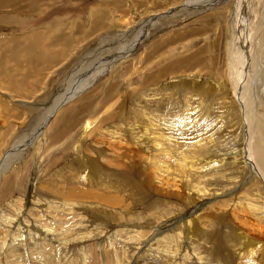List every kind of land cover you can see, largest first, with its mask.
I'll return each mask as SVG.
<instances>
[{"label": "rangeland", "instance_id": "374dc122", "mask_svg": "<svg viewBox=\"0 0 264 264\" xmlns=\"http://www.w3.org/2000/svg\"><path fill=\"white\" fill-rule=\"evenodd\" d=\"M80 1L84 3L76 9V13L65 12L62 15V12H59L61 16H53L52 19V22L58 21L60 31L72 39L67 48L62 49L67 59L56 64L54 62V68L50 71L33 72L30 78L28 63L38 65L28 57V21L33 22L39 18H28V8L17 5H14L13 12L9 11L10 8H6L8 12L0 11V30H3L0 35L5 34L0 37V81H3L6 87L0 89V161L8 153L11 155L0 173V181L5 176V186L0 189V264H206L207 261L203 258L205 255L201 257L194 251L195 244H191L189 240V228L186 225L210 230L209 225L213 222L220 226L219 232L222 233L226 230L222 229V223L219 224L221 220L226 224L224 228L236 226L239 229L243 226L238 224L247 223L248 229L255 231V226H251L249 220L244 217L248 213L247 207L238 210L233 206L235 197L241 196L239 191L243 184V196L257 194L258 187H261L260 180H256L259 178L255 177L257 171L251 167L250 151L234 153V149L240 151L243 144L239 111H236L231 103L224 104L228 113H224L222 108H213L211 125H215L212 130L217 128L216 132L209 135L207 130H201L196 135L191 130L194 123L192 105L198 100L188 99L190 110L187 123L190 134L187 146H181L179 137L172 141V145H178L182 152L179 153L178 159L193 161V152L204 145L205 141L213 139L216 141V147L209 149L211 152L208 151V156L219 162V168H225L226 178L219 187L213 184L204 193L197 188L196 183L186 188L182 184V181H186L184 175L179 173L176 165L170 164L173 153L159 154L160 161L152 163L147 154L142 153L152 151V141L146 137L144 139L147 141H142L144 144L139 141L142 133H137L135 126L138 122L134 121V112H141L144 107L149 109L148 112L155 119L156 107L171 114L168 108L175 110L182 105V97L178 94L154 89L159 81L168 78L166 73L157 72L158 66L167 63L183 40H174L173 36H170L155 45L156 39L170 30L160 28L164 27L162 23L158 26L160 16L152 21L148 31L144 33L145 36L140 35L143 25L155 16L156 8L153 10L152 6L145 5L154 0H121L123 3L120 4L115 0H79V3ZM184 1L186 0H183V3ZM219 6H222L221 9H218ZM233 6V1H225L224 4L209 9L207 13L194 14L184 21V24H178L175 29H181V35L186 34L201 27L200 21L206 16V23H213V18L218 13L221 14L219 18L223 19L224 12L228 10L230 13ZM262 6L264 7V1ZM109 9H115V12L119 13L114 20L122 22L124 18L129 22H108ZM75 14L80 15L77 21ZM40 19L42 27L53 25L45 17ZM260 19L262 26L264 13ZM166 21L168 23L169 19L163 22ZM78 23L85 28L84 31H78ZM229 23L230 19L227 20V24ZM261 26L259 29L257 25L252 38L259 39L264 36V22L263 27ZM223 27L221 23L220 51L213 67L219 69V76L222 70L228 76L227 65V69L223 65L226 45ZM12 31L15 36L10 41ZM118 34L122 36L118 37ZM189 37L196 40L198 47L205 44L197 34ZM136 41L138 42L135 43ZM18 47L21 51L16 50ZM62 47L58 45L56 50ZM212 48L213 46L209 45L205 51L208 52ZM256 51H260V56ZM256 51L254 52L257 57L254 56L251 75L248 74L251 80L256 72L255 65L257 68L262 67L257 71L261 72L264 68V50ZM103 52L106 54L103 55ZM14 54L19 55L13 56ZM63 56L61 55L59 60H62ZM203 61V58H198L195 63ZM189 64L190 62L184 60L181 67L185 68ZM42 65L48 69L51 67L47 63ZM97 70L103 71L102 75L73 98V88L86 79L87 73ZM175 70V60L170 59L169 71ZM76 71H80L79 74L76 75ZM216 78L217 75H214L215 80L212 81L218 82ZM200 80L201 71L197 68L195 81ZM11 86L18 87L19 92H11ZM228 88L229 85H226L225 89ZM135 89L140 92L137 93ZM220 93L222 94L223 90ZM64 95L66 101L61 104L63 112L58 126L54 127L57 133L51 137L47 133L45 136L40 134L31 145L26 144L24 148L13 152L16 144H25L33 134L32 131L40 128V120L47 116L50 107L61 101ZM199 99L208 105L204 94H201ZM120 103H124V113L127 111L126 116L129 117L125 124L116 118L117 106ZM151 117L139 114V119H136L147 122ZM85 123L91 130L83 127ZM118 123L123 125L120 126L122 129L118 127ZM103 128L107 133L97 134V131ZM139 142L144 145L143 151L137 145ZM214 150L219 153H213ZM195 164H198V160ZM89 165L110 168V173L115 169L118 174L122 172L127 178L135 179L134 182H129L128 187L124 184L120 188L116 185V177L110 174V181L120 200L118 205L107 204L110 193L105 187L88 183ZM139 168L145 169L147 178L136 179V171ZM217 178L219 179L220 175ZM198 185L202 187V183ZM69 191L73 194L71 200L62 196L63 192L67 194ZM102 193L106 195L103 200L92 197L93 194ZM187 197L191 200L181 201ZM155 202H162L163 207L151 205ZM171 203L173 210L166 208V205L170 206ZM171 210V215H168ZM238 253H227L228 257L231 255L229 260L217 257L213 258L214 262L209 259L208 263L244 264L245 260L241 259Z\"/></svg>", "mask_w": 264, "mask_h": 264}, {"label": "bare ground", "instance_id": "6f19581e", "mask_svg": "<svg viewBox=\"0 0 264 264\" xmlns=\"http://www.w3.org/2000/svg\"><path fill=\"white\" fill-rule=\"evenodd\" d=\"M115 1L120 4V3H123L124 0L122 2L121 0L120 1L115 0ZM154 1L147 2L146 4L144 3L145 5L152 6L153 8L152 7L150 8H152L153 10H155L156 8V10L154 11L155 16L149 19L147 23L145 22L146 24L143 25L144 27L142 26L143 28L140 30L142 34L140 35L145 36L144 33L148 31V28L150 24L152 23V21L156 20L157 16H160V18H158V21H160V24L158 23L159 24L158 26H160L162 23L164 27L160 26V28H170V30L168 32H165L164 36L166 37L160 36V38H157L156 41L154 42L155 45L157 43L163 42L164 39L170 36H173L174 40H179V39L183 40L181 46L173 51L172 57L170 58V59L175 60V66L177 70L173 72L169 71L170 59L167 61V63H162L160 66H158L157 72L166 73L168 75V78L162 81H159L154 90L158 89L159 91H167V92L169 91V92L178 94L179 96L182 97V100H181L182 105H180L175 110L168 108L171 111V114L164 112L165 109L161 110L160 108H157L156 105H154V107H156L155 119L151 117L150 112H148L149 109H147L144 106H140L141 108L144 107V109L143 111L141 110V112L140 111L134 112V117H135L134 121L138 122L136 126L135 125L134 126H135V129L137 130V133L138 132L142 133L141 140H139L140 142L145 141L144 137H146L147 140L152 141V151H149V152L143 151L144 145H141L140 142L137 143V145L139 146L140 149H142L141 150L143 151L142 153H146L147 154L146 156H148L151 159V163L154 161H160L159 154L162 155L164 153H173L170 164L173 166L176 165L178 167L179 173H182L184 175V180L186 179V181H182V184L186 188H189V186L191 187L196 183L197 188L201 192L204 193L207 189H209V187H212L213 184H217V186L219 187L221 184H223L226 178V171L224 167L219 168V162L217 160L210 158L208 156V151L211 152L209 149H213L216 147L215 140L212 139L211 141L210 140L207 142L205 141L204 145H201L199 149L193 152L194 160L190 162H187L185 158L178 159L179 153H182V152H180L178 145L176 144L172 145V141L175 137H179V140L181 141L180 142L181 146L182 147L187 146V143H188L187 139L190 134V128L187 123V119H188L187 114L190 110V107H189L190 101L188 99L193 98L195 100H198L197 103H193L192 105V111L194 114V123H193L191 130L196 135H198L197 132L201 130H207L209 135H211L213 132H216L217 128L212 130V128L215 125L213 124L211 125V123H213L212 109L219 107L220 109L221 108L223 109L222 111L224 113H228L227 109L224 108V104L225 103L233 104V106L236 108V111L238 110L240 114V121H241V126H242V135H243L242 137L243 144L242 146H240L241 150L240 151L237 150L238 151L237 152L234 149V153H249L250 151V153L252 154L251 167L257 171L255 172V177L259 178L256 180H260L259 183L261 185V187H258L257 194H254V195L248 194L247 196H243V192L241 191L245 187V185L243 184L240 187L241 192L239 191L241 196L239 195L235 197L233 206L238 210H241L244 207H247L248 213L244 217H246V219L249 220L248 223H250L251 226H255L254 228L255 231H252V229L251 230L248 229L249 227L247 223L238 224V225L243 226L242 228H239V229H237L236 226L231 227V225H230L231 228L229 227L224 228L226 224L222 222L221 220L219 221V219H218L219 224L222 223L221 226L224 225L222 229L226 230V231H223L222 233H220L221 231L219 232L220 226L215 225V223L213 222L209 225L211 226L210 230H204L202 227L201 228L194 227V225L188 224L190 222L187 223L189 227L188 225L186 226L187 228H189V230L187 229L189 233L188 235H190L189 240L191 244L192 242L193 244H195L193 245V247H195L194 251H197L199 256L201 257L205 255V257L203 258L207 261L206 264L208 263L209 259L213 262H214L213 258L216 259L217 257L220 259L221 258L228 259L231 255H229L228 257L227 253H236V252H239L238 253L239 257L245 260L244 264H262L264 263V68L260 72L257 70L261 69L262 67L257 68L256 65L254 66V68H256L255 70L256 72L253 74L254 75L253 76L254 78L252 77L253 80H251L248 74L250 73L251 75L250 69H253L251 65L254 62L253 60H255L254 56L256 55V52H257L256 50L257 49L264 50V36H261L259 39H256V37L252 38L253 31L255 30L257 25L259 26V29L261 26L260 18L263 16V13H264V7L262 6V2L264 0H229V1L234 2V6H233L234 8H232L230 13L228 10L225 11L224 14L222 15V17L225 16L223 19H220L221 14L218 13L220 11L218 10V12L216 13H218L219 16L218 14H215V17L213 18L214 19L213 23H206L208 21V17L206 16V18H203L204 20L200 21L201 27L193 29L189 31L188 33L182 34V35L179 33V31H182L181 29L179 28L175 29V27H177L178 24H180L181 22L183 23L184 21L188 20L194 14L207 13L209 9L211 10L212 8H215V6L224 4L225 1H228V0H186L184 1V3H183V0H157L156 2ZM82 2L80 1L79 3V0H0V11L2 12H8L6 8H10L9 11L13 12L15 9L14 5H17L18 7L20 6V7L28 8V18H30L31 16H37V19L39 18V20H36L33 22L28 21V57H30L31 60L38 65V66H35V65H31L28 63V77L29 78L31 77L33 72H41V71L46 72L48 70L50 71L52 67L54 68V65H52L54 62L56 64L60 61H64V59H67L62 49L67 48L68 43H70L72 39L68 37L65 33L61 32L60 31L61 26L58 24L59 22L58 21L52 22V19H53V16H61L58 14L59 12H62V15L65 12L76 13V9L79 7H82L83 5ZM132 4L134 5L135 3H132ZM221 7L219 6L218 9H221ZM109 11H110V14H109L108 22H111V21L115 22L116 19L114 20V17L118 15L119 13H116L117 11L115 9L114 10L109 9ZM142 13L144 15V12ZM10 15L12 14H5V16H10ZM74 16H75V20L78 17H80L79 14H75ZM41 17H45L46 20H49L53 25L42 27V21L40 19ZM168 19H169L168 23L167 21L163 22ZM228 19H230L229 24H227ZM75 20L73 19L74 22ZM116 21L122 24V22L126 21V19L124 20L123 18L122 22L120 20H116ZM126 22H129V21H126ZM263 22H262L261 27H263ZM221 23H223V26H224L223 28L226 34V45H225V50H224L225 55H224L223 65L224 67L227 65V68H228L227 74L229 73L228 76L225 74L224 70H222L221 72L222 74L221 76H219V69L213 67L214 61L218 57L219 51H220L219 33H220ZM96 25H97L96 27L99 26L97 22H96ZM115 27H117V25ZM84 29L85 28L83 26H80L78 23V31L82 32L84 31ZM172 29H175V30H172ZM1 31L3 30H0V32ZM176 33H178V36H176ZM193 34H197L198 36H200L204 40L205 44L199 47L196 46V42H195L196 40L189 37ZM11 35H12V38L10 41L14 39L15 33L13 32ZM120 35L118 37L122 36ZM140 35H138V38ZM2 36H5V34L0 35V37ZM127 40L128 39H126V41ZM137 42L138 41H136L135 43ZM58 45H62L63 47L56 50V47ZM209 45H212L213 48L210 49V51L206 52L205 50ZM101 47H104V46H101ZM107 53L109 55V52ZM258 53H260V51L257 52V55ZM102 54L105 55L106 53L104 54L103 52ZM61 55L62 56L64 55L65 57L63 56L62 60H59L60 59L59 57ZM214 55H215V58H213ZM115 58H110V59L115 60ZM198 58H203L204 61L199 64H196L195 62ZM263 58H264V55H263ZM89 59L91 60V58ZM184 60L186 62H190V64L187 65L185 68H182L181 64H182V61ZM111 61L113 62V60ZM72 62L73 61H71V63ZM44 63H47L48 66H51V67L49 69L42 67L43 66L42 64ZM197 68H199L201 71L200 81H195V71ZM79 72L76 73V75L79 74ZM93 72L94 71H92V73L91 72L87 73L86 79L83 82H80L77 86L73 88L75 92L73 95V98L79 93H81V91L83 92V90L87 86L90 85L89 83H91L93 80L99 77V75H102L103 71L98 72L97 70L94 73ZM214 75H217L216 79L219 80L218 82H213L215 80V79L213 80ZM226 77H228L227 80H226ZM226 85H229L228 89H225ZM0 89H6L3 81H0ZM9 90L13 93L19 92V88L16 86L9 87ZM221 90H223L222 94L220 93ZM136 92L137 93L140 92L139 89H137ZM201 94H204L206 103L209 106L203 104L202 100L199 99V96ZM61 99L62 100L59 101L58 103L56 102V105H53L52 107H50L51 109L47 112L48 113L47 116L45 115L43 119L40 120L41 121L40 124H42L40 125V128L35 129L36 131H32L33 134L30 135L29 140L25 144H20V143L16 144L17 147L15 146V148L12 149L13 152H15L19 148H22L26 144L27 146L31 145L38 138L40 134H44L45 136V134L47 133L48 136L51 137L52 135L57 133V130L54 127L55 126L57 127L59 124L60 115L63 112V108H61V104L62 103L64 104V102L66 101L65 95ZM124 109H125L124 103L123 104L120 103L119 106H117V113H116V115H118L116 117L117 121H120L123 124L127 123V119L129 118L128 116H126V112H127L126 110H125L126 112L124 113ZM139 114L140 115L144 114L148 118L151 117L152 119L147 120V122L146 120L144 122L137 121L139 119L138 118ZM87 125L85 123V126L83 127L87 128L88 127ZM121 125L122 124H119L118 127H120ZM83 127H82V130H83ZM120 129H122V127H120ZM167 131L168 133H166ZM98 132L105 134L107 133V130L103 128L97 131V134ZM134 132L135 130L132 133ZM238 136H241V135H238ZM235 137L236 136H234V138ZM234 145L237 146L236 143H234ZM125 149L126 148H124V150ZM118 150H120V148ZM213 153H219V152L217 150H214ZM99 154H102V153H99ZM10 157L11 155L9 156V153H8L0 161V173H2V169H3L2 167H5V165L7 164V160H9ZM195 160L196 161L198 160V164H195L196 163ZM91 167L92 165H89L87 169L88 170L87 175H88V181H89L88 183L90 184L95 183L98 186L105 187L104 189H106L110 193L107 198V204L109 205L117 204L120 201L118 196L116 195V190L113 188V185L110 181V174L116 177V185L120 188H122L121 185L125 184L127 186L129 182L131 183V181L132 182L135 181V179L134 178L131 179V177H128L129 178L128 179L127 176H125L124 173L122 172L118 174L115 169H113L114 170L113 173H110L109 170H112V169L105 168L104 166H101V165L94 166L92 168ZM241 168L243 169V167ZM144 170L143 168L142 169L139 168L136 171V173L138 174V176L136 174L137 176L136 179L142 180L145 177L147 178L148 175H146V172ZM218 175H220L219 179L217 178ZM77 178L79 177L77 176ZM199 179H202V180L200 181ZM236 180L237 178H235V181ZM199 181L200 183H202L201 185L202 187L198 185L200 184ZM152 184H153V181H152ZM4 186H5V176L0 181V189L3 188ZM124 190H128V189H124ZM245 190H247V188ZM62 196H64L65 199L70 198L69 200H71L72 199L71 197L73 196V194L71 191H69L67 194H64L63 192ZM92 197H95L96 199H99V200H103L106 197V195H104L103 193L101 195L93 194ZM187 200L190 201L191 198L190 197L182 198L181 201L185 202ZM151 205L158 207V208L163 207L162 202H155ZM166 208L173 210L172 203L170 206L166 205ZM172 210L168 211V215H171ZM216 222H217V219H216ZM207 244L209 245V247H207L208 246ZM223 263L228 264V262L227 263L223 262Z\"/></svg>", "mask_w": 264, "mask_h": 264}, {"label": "crops", "instance_id": "0c3cea01", "mask_svg": "<svg viewBox=\"0 0 264 264\" xmlns=\"http://www.w3.org/2000/svg\"><path fill=\"white\" fill-rule=\"evenodd\" d=\"M16 50L21 51V48L18 47V48H16ZM19 54H21V53H19ZM19 54H14L13 56H16V55H19Z\"/></svg>", "mask_w": 264, "mask_h": 264}]
</instances>
